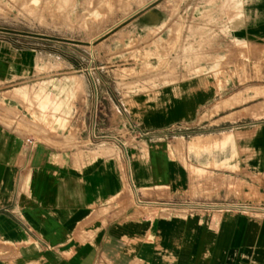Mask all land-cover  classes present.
<instances>
[{"label": "crops", "instance_id": "0c3cea01", "mask_svg": "<svg viewBox=\"0 0 264 264\" xmlns=\"http://www.w3.org/2000/svg\"><path fill=\"white\" fill-rule=\"evenodd\" d=\"M5 3L0 264H264V99L238 108L245 88L264 98V0ZM159 64L164 82L116 103L86 78L65 132L4 87Z\"/></svg>", "mask_w": 264, "mask_h": 264}, {"label": "rangeland", "instance_id": "374dc122", "mask_svg": "<svg viewBox=\"0 0 264 264\" xmlns=\"http://www.w3.org/2000/svg\"><path fill=\"white\" fill-rule=\"evenodd\" d=\"M117 3L111 2L110 10ZM5 7V0H0V30L8 28L5 24ZM95 19L97 18L95 17ZM99 28L101 29V27H95V30ZM109 28L111 34L117 30L112 26ZM46 29L47 32L53 33V27H46ZM114 44L117 46V49H124L123 44H121V47H119L117 42ZM131 47L132 43L126 47L127 54L129 55L127 61L134 62V51ZM161 68L165 71V66L159 64V67L147 66L145 68L146 71L142 72L140 71L141 68H139V72H134V69L131 68L125 73H110L109 75L33 74L16 77L11 82L5 84L4 87L8 90L6 95L11 103H20V106L31 114L35 121V123L31 122L30 124L33 128L39 129L38 125L42 123L50 130L61 129L65 132L69 129L70 101L75 98V93L78 97L81 96L86 78L90 80L92 76L94 81L109 83V90H99V96L101 97L102 92L104 94L109 93L111 100L116 103L120 98L127 100L135 93L164 82L165 74L157 73ZM260 96L261 92L259 90L254 88L243 89L239 92L238 108L257 103L264 99ZM111 108L113 112V114L111 112V125H115V130L121 133L120 138L122 141L127 144L135 142L138 138V131L128 120L119 127L117 125V109L114 105ZM15 115L21 116V112L15 109ZM255 116H264V111Z\"/></svg>", "mask_w": 264, "mask_h": 264}, {"label": "built area", "instance_id": "2783aa9c", "mask_svg": "<svg viewBox=\"0 0 264 264\" xmlns=\"http://www.w3.org/2000/svg\"><path fill=\"white\" fill-rule=\"evenodd\" d=\"M27 142H28L29 144H32V143H33V140L27 139Z\"/></svg>", "mask_w": 264, "mask_h": 264}]
</instances>
